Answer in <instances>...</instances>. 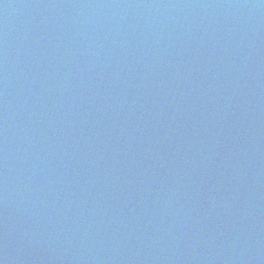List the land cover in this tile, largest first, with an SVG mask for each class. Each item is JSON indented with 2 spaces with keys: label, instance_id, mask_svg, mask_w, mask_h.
I'll return each instance as SVG.
<instances>
[{
  "label": "water",
  "instance_id": "95a60500",
  "mask_svg": "<svg viewBox=\"0 0 264 264\" xmlns=\"http://www.w3.org/2000/svg\"><path fill=\"white\" fill-rule=\"evenodd\" d=\"M0 264H264V0H0Z\"/></svg>",
  "mask_w": 264,
  "mask_h": 264
}]
</instances>
